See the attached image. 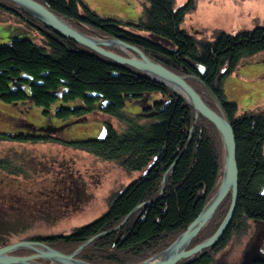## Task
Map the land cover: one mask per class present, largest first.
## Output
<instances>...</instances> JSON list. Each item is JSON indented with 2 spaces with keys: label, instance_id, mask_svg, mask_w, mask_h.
Listing matches in <instances>:
<instances>
[{
  "label": "trees",
  "instance_id": "obj_1",
  "mask_svg": "<svg viewBox=\"0 0 264 264\" xmlns=\"http://www.w3.org/2000/svg\"><path fill=\"white\" fill-rule=\"evenodd\" d=\"M37 1L84 33L97 31L120 38L173 72L188 76L187 81L204 101L220 113L208 85L233 122L239 166L237 209L224 238L187 264H211L232 235L245 229L247 220L264 221V106L240 112L238 103L230 101L224 89L225 78L235 71L243 56L264 51V25L235 34L221 31L214 41H199L182 28L185 12L195 7V0L186 6H176V0H143L144 9L137 20L103 16L85 0ZM0 8L41 36L40 43L15 38L10 44L0 45L1 101H31L43 108L44 114L53 113L66 123L100 111L114 116L120 124H107L102 138L67 141L57 133V127L51 126L38 132L0 131V142L52 141L114 161L128 171H143L111 198L108 209L98 218L70 232L34 235L31 239L65 253L93 239L79 254L92 264H138L163 251L186 231L219 189L223 139L216 125L198 115L166 85L60 35L13 1L0 0ZM107 49L129 56L114 47ZM15 83L25 90L16 88ZM148 93H158L160 98L140 114L124 110L128 100H140ZM20 153L11 147L0 156V172L13 179L0 180V247L15 243L11 242L13 238L22 237L35 224L50 222L46 217L23 219L39 211L20 205L18 197L22 196L15 191L20 189L26 198L39 199H45L46 193L40 185L17 181L27 172ZM74 175L68 166L56 175L67 179L64 184L71 199L75 197L71 191L76 185ZM231 203L229 194L191 247L218 230ZM253 264H264V258Z\"/></svg>",
  "mask_w": 264,
  "mask_h": 264
},
{
  "label": "rangeland",
  "instance_id": "obj_2",
  "mask_svg": "<svg viewBox=\"0 0 264 264\" xmlns=\"http://www.w3.org/2000/svg\"><path fill=\"white\" fill-rule=\"evenodd\" d=\"M85 1L103 16L125 20H137L144 9L143 0ZM189 2L190 0H176V6H186ZM260 25H264V0H195V7L185 12L182 28L188 30L199 41H214L221 31L235 34ZM91 33L89 35L96 36L99 32ZM140 33L148 35L146 32ZM15 38H30L36 43L41 42L38 31L16 15L0 8V45L10 44ZM154 38L168 43L156 36ZM114 48L125 54L129 53L120 47L114 46ZM226 69L227 66L221 71L224 72ZM224 89L227 98L238 103L240 112L264 106V51L243 56L235 71L225 78ZM159 98L158 93H148L140 100H128L124 110L140 114L146 106L152 105ZM107 124L120 127L117 118L100 111L66 123L53 113L44 114L43 108L31 101L10 104L0 100V131L3 132H29L30 130L38 132V130H50L53 126L58 128L57 133L64 140L78 141L104 137ZM11 147H16L21 152V157L24 158L22 162L27 168L26 177H20L17 181L28 182L34 187L40 185L46 193L45 199H39L34 196L26 198L23 196V190L15 191L19 193L18 196H22V199L18 197L20 205L26 208L30 205L35 211H39V214L31 212L32 214L26 215L23 219L40 220L46 217L50 220L49 223L43 221V223L35 224L22 237L13 238L11 242L33 240L31 237L34 235L70 232L75 226L98 218L108 209L111 198L143 173V171H128L114 161L104 160L82 149L52 141L23 144L1 141L0 156ZM222 154L224 172V141ZM66 166L76 173V176L74 175L76 185L71 189L73 193L75 192V197L72 199L70 191L65 188L64 182L67 179L56 178L60 170ZM61 174H63L62 171ZM1 178L4 179L2 182L13 181L0 172V180ZM229 194L232 195L231 192ZM21 250L26 252L19 254L16 251L14 254H33L31 250ZM257 258H264V221L249 219L245 229L232 235L226 246L216 253L211 264H253L252 261ZM42 263L55 264L49 261Z\"/></svg>",
  "mask_w": 264,
  "mask_h": 264
},
{
  "label": "water",
  "instance_id": "obj_3",
  "mask_svg": "<svg viewBox=\"0 0 264 264\" xmlns=\"http://www.w3.org/2000/svg\"><path fill=\"white\" fill-rule=\"evenodd\" d=\"M28 14L45 23L64 37L71 38L100 55L117 62L128 65L144 72L148 77L169 87L176 95L189 103L197 112L213 122L218 128L225 147V166L223 178L217 193L203 208L199 216L189 225L168 248L159 254L139 264H187L188 261L200 254L203 250L216 246L227 233L238 204L239 198V166L237 159L236 132L229 115L223 105L215 96L211 88L206 85L208 92L212 95L220 108V113L211 108L187 81L188 76L180 75L165 67L158 61L150 58L137 46L131 45L120 38L105 36L97 33L96 36L86 34L69 24L65 19L44 4L37 0H11ZM120 47L129 52V56L121 55L107 49V47ZM133 52V53H131ZM16 88L25 90L24 86L14 84ZM180 90L177 91L173 88ZM232 193V203L228 214L221 223L218 230L200 244L190 247L191 242L201 229L213 218L216 210L225 200L229 193ZM93 239L80 245L73 253L67 254L51 247L44 241L23 240L0 247V264H44L39 259H44L55 264H92L78 258L79 252ZM27 249L33 251L31 255H16V251ZM257 258L252 261L260 260Z\"/></svg>",
  "mask_w": 264,
  "mask_h": 264
},
{
  "label": "bare ground",
  "instance_id": "obj_4",
  "mask_svg": "<svg viewBox=\"0 0 264 264\" xmlns=\"http://www.w3.org/2000/svg\"><path fill=\"white\" fill-rule=\"evenodd\" d=\"M173 88L180 92V90H179L178 88H176V87H174V86H173Z\"/></svg>",
  "mask_w": 264,
  "mask_h": 264
}]
</instances>
